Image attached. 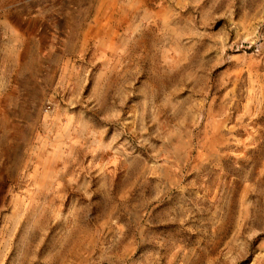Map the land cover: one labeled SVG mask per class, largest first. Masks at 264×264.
<instances>
[{"label": "rangeland", "instance_id": "obj_1", "mask_svg": "<svg viewBox=\"0 0 264 264\" xmlns=\"http://www.w3.org/2000/svg\"><path fill=\"white\" fill-rule=\"evenodd\" d=\"M0 264H264V0H0Z\"/></svg>", "mask_w": 264, "mask_h": 264}]
</instances>
